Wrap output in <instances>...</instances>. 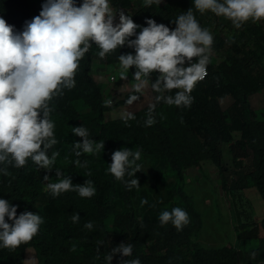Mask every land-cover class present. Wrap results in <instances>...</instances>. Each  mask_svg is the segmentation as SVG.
<instances>
[{"label":"trees","instance_id":"16d2710c","mask_svg":"<svg viewBox=\"0 0 264 264\" xmlns=\"http://www.w3.org/2000/svg\"><path fill=\"white\" fill-rule=\"evenodd\" d=\"M76 2L80 4L82 0ZM110 2L128 10L133 21L142 26H147L146 19H154L174 29L173 21L189 8L193 9L202 28L209 17V12L196 11L194 0H162L161 4L150 7L144 3L135 5L133 0ZM40 11L30 0H0V17L16 31H22L25 21L39 15ZM258 36L264 42V32H258ZM236 44L234 40L226 63L215 65L210 61L206 78L191 93L194 101L190 107L156 103L157 94L151 90L152 103L131 112L135 119L127 124L121 117L105 120V112L126 105L131 95L139 94L130 90L113 105L105 106L101 87L91 72L94 57H99V49L93 44L80 61L75 87L66 89L62 97L50 102L53 108L50 118L59 142L49 155L52 151L60 153L53 169L50 172L39 169L29 160L23 168L8 166L7 176L0 173V198L18 205L17 215L29 211L43 219L31 242L14 251L0 248V264H28L25 256L29 246L36 248L39 264H106L105 256L121 243L132 244L133 254L131 257L117 254L111 264L134 258L141 264H238L242 259L264 264V217L236 223L234 244L203 246L194 240L201 229V214L183 186L185 170L209 159L219 170L225 192L255 186L264 199V118L256 114L250 103V95L264 84V69H260L264 45H259L260 51L253 56L242 53ZM130 52L134 54V49L124 46L102 60L117 63L118 55ZM130 71L133 73L135 69ZM151 79L154 81L156 74ZM225 95L233 98L226 109L220 103V97ZM153 104L156 123L147 127L146 112ZM77 126L88 129L89 139L104 142L103 151L78 158L81 163L87 161L84 168L75 164L77 157L72 153L74 142L81 140L72 133V128ZM224 143L230 146L232 169L223 162ZM123 147L140 150L142 157L151 158L154 164L171 172L174 180L165 196L143 189L138 198L136 188L128 190L123 182L107 172L112 153ZM60 164L63 175L69 176L74 184L92 180L95 195L81 198L70 191L52 197L46 191L49 181H44L43 177L48 175L50 182H56L54 167ZM89 171L91 176L86 175ZM142 199H147L148 204L141 206ZM174 207L188 213L189 223L182 231H177L171 222L164 226L159 223L160 212ZM74 213L80 216L78 223L71 220ZM86 222H93L94 228L86 229ZM253 239L259 243L257 248L239 247L240 243Z\"/></svg>","mask_w":264,"mask_h":264},{"label":"clouds","instance_id":"9594fccd","mask_svg":"<svg viewBox=\"0 0 264 264\" xmlns=\"http://www.w3.org/2000/svg\"><path fill=\"white\" fill-rule=\"evenodd\" d=\"M161 3L162 0H144L147 7ZM194 7L201 14L211 12L224 17L237 29L249 21H264V0H194ZM145 23L147 26L136 24L123 11L115 13L110 0H82L80 4L76 0H45L39 15L25 21L22 31H16L0 17V165H4L0 173L7 176L8 166L23 168L29 160L39 169L49 172L53 169L60 153L52 151L49 155L59 142L50 118L53 112L50 102L75 87L80 61L93 44L98 47L101 59L124 46L134 49V54L118 55L121 80H127L129 70L135 69L132 88L139 95H131L126 101L128 105L149 87L157 94L156 103L177 108L192 105L191 93L208 74L213 35L201 27L192 8L173 21L174 29L154 19H146ZM153 74H156L154 81ZM104 103L111 106L112 101ZM154 110L155 104L146 112L147 127L156 123ZM121 119L127 124L135 116L125 111ZM72 133L81 138L73 144L72 153L77 157L74 162L81 168L87 167V161L81 163L78 158L103 151L104 142L89 139L84 126L73 127ZM141 157L142 152L133 148L115 150L107 172L128 190L139 189L135 174L144 171L138 163ZM56 177V182H50L48 175L43 177L49 181L46 191L54 198L70 191L81 198H91L96 193L92 180L74 184L58 168ZM145 204L147 199H142L141 206ZM17 208L18 205L0 198V248L9 251L31 242L43 223L37 213L25 211L17 215ZM71 220L78 223L79 214L74 213ZM158 220L162 226L171 222L177 231H182L189 216L184 209L174 207L161 211ZM84 227L92 230L94 224L86 222ZM117 254L131 257L133 245L121 243L112 248L105 256L106 264H111ZM120 264H141V261L134 258L121 260Z\"/></svg>","mask_w":264,"mask_h":264},{"label":"rangeland","instance_id":"374dc122","mask_svg":"<svg viewBox=\"0 0 264 264\" xmlns=\"http://www.w3.org/2000/svg\"><path fill=\"white\" fill-rule=\"evenodd\" d=\"M135 5H141L144 0H133ZM31 4L41 9L45 0H30ZM113 11L118 13L123 11L130 16L128 10L120 9L110 2ZM118 22V15H117ZM213 35L214 42L210 61L215 65L226 63L230 53L233 51V43L236 41L237 47L242 53L248 52L255 55L264 45L263 40L258 36V32H264V21L245 23L237 29L231 21L224 17H218L209 12V17L204 24ZM260 69H264V57L261 60ZM119 63H106L99 57H94L92 64V75L101 87L104 100H111L113 105L121 99L128 91L133 90L132 72L129 70L128 79L121 80L119 76ZM153 94L151 88L145 90L140 99L131 105L116 106L105 112V120L121 117L122 112H134L141 107L151 104ZM233 101L232 96L220 97L221 106L226 109ZM250 103L256 114L264 118V84L250 95ZM237 136V133L235 134ZM223 162L230 169L233 168L232 154L229 143L222 144ZM143 165L144 171L137 172L135 178L139 180L140 188L136 189V195L140 198V190L148 189L157 196H165L166 189L170 182L174 180L171 172L163 167L154 164V160L149 157H141L138 161ZM55 170L57 165H55ZM63 173V166H58ZM184 189L192 198L193 204L201 214V229L194 237V240L206 247H218L234 244L236 242L235 225L241 221H257L263 216L262 207L264 199L255 186L241 191L225 192L222 187L219 170L209 159L201 161L200 165L187 168L183 181ZM139 207V204H138ZM140 209V207H139ZM257 245V246H256ZM259 245L256 239L247 240L240 243V248L255 249ZM26 263L39 264L38 252L35 247L29 246L26 249ZM242 259L241 261H246Z\"/></svg>","mask_w":264,"mask_h":264},{"label":"crops","instance_id":"0c3cea01","mask_svg":"<svg viewBox=\"0 0 264 264\" xmlns=\"http://www.w3.org/2000/svg\"><path fill=\"white\" fill-rule=\"evenodd\" d=\"M262 211H263V216L261 218L264 217V206L262 207ZM260 220V219H259ZM257 246V245H256ZM238 264H261L260 261H251V260H246V261H240Z\"/></svg>","mask_w":264,"mask_h":264}]
</instances>
